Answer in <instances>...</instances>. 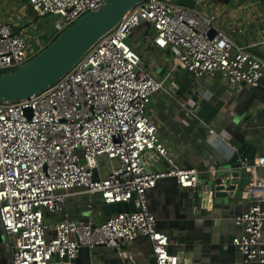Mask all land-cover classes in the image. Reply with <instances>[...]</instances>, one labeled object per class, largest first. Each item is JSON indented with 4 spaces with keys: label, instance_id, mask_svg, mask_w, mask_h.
Listing matches in <instances>:
<instances>
[{
    "label": "built area",
    "instance_id": "1",
    "mask_svg": "<svg viewBox=\"0 0 264 264\" xmlns=\"http://www.w3.org/2000/svg\"><path fill=\"white\" fill-rule=\"evenodd\" d=\"M104 1L29 0L40 14L57 16V32ZM194 1L137 2L55 82L29 97L0 102V227L11 264H71L81 247L99 244L116 248L118 264H183L169 249V235L155 226L147 190L161 177L196 187L201 169L177 164L158 136L146 108L155 92L168 89L145 69L127 38L148 23L152 43L172 51L171 70L184 67L206 79L220 73L230 85L264 78V57L251 50L264 39L239 42L218 12ZM35 40L36 49L0 19V73L19 68L45 46ZM152 155L167 168L150 170ZM237 168L249 174L250 202L234 218L239 228L232 243L244 261L264 264V145L255 157L239 159ZM74 189L97 193L103 203L133 201L135 209L100 222L61 217L48 237L46 214L62 211ZM138 236L149 242L148 261L125 248Z\"/></svg>",
    "mask_w": 264,
    "mask_h": 264
},
{
    "label": "crops",
    "instance_id": "2",
    "mask_svg": "<svg viewBox=\"0 0 264 264\" xmlns=\"http://www.w3.org/2000/svg\"><path fill=\"white\" fill-rule=\"evenodd\" d=\"M179 3L180 0H174ZM188 6L195 5L189 0ZM200 6L218 12L225 29L239 42L264 39V0H201ZM42 16L29 0H0V19L11 23L17 33L26 37L32 48L56 37L42 33L38 17ZM242 27L241 33L236 27ZM154 29L141 23L128 36L129 44L140 54L147 71L161 78L168 90L153 94L146 112L157 127L158 136L180 166L201 169L196 187H182L173 177H161L147 190V201L155 216V226L169 235V249L180 256L183 264H259L246 262L232 237L238 232L234 218L244 211L250 198L246 184L249 174L237 167L226 174L230 189L212 193L211 180L224 165L239 163L242 157L253 158L264 145V81L255 85L245 82L230 85L220 73L211 78H196L184 68L171 70L172 51L152 43ZM264 57V45L253 47ZM211 93L209 96L208 94ZM230 134L234 153L225 156L213 143L223 133ZM233 159V161H232ZM103 165V161H101ZM150 170H164L167 163L149 156ZM209 166V167H208ZM233 172V173H232ZM234 174V175H231ZM259 173L264 174V168ZM103 221L108 214L99 194L74 189L66 198L62 211L46 214V234H54L53 223L61 217ZM138 261L152 258L145 236L125 244ZM54 264H60L53 259ZM116 248L102 245L94 249L81 247L71 264H118ZM0 264H11L6 235L0 227Z\"/></svg>",
    "mask_w": 264,
    "mask_h": 264
},
{
    "label": "water",
    "instance_id": "3",
    "mask_svg": "<svg viewBox=\"0 0 264 264\" xmlns=\"http://www.w3.org/2000/svg\"><path fill=\"white\" fill-rule=\"evenodd\" d=\"M140 1L105 0L97 9L82 14L19 68L0 73V102L29 97L55 82L100 36L118 23L131 6ZM238 165H224L216 172L215 180L209 184L212 193L232 188L231 184L227 187L224 184L228 180L226 174ZM103 208L108 215L135 209L133 201L103 203Z\"/></svg>",
    "mask_w": 264,
    "mask_h": 264
},
{
    "label": "clouds",
    "instance_id": "4",
    "mask_svg": "<svg viewBox=\"0 0 264 264\" xmlns=\"http://www.w3.org/2000/svg\"><path fill=\"white\" fill-rule=\"evenodd\" d=\"M209 96L211 93L208 94ZM230 134L225 132L222 136L214 139L213 143L218 147V149L225 155H230L234 153L235 149L230 144Z\"/></svg>",
    "mask_w": 264,
    "mask_h": 264
},
{
    "label": "rangeland",
    "instance_id": "5",
    "mask_svg": "<svg viewBox=\"0 0 264 264\" xmlns=\"http://www.w3.org/2000/svg\"><path fill=\"white\" fill-rule=\"evenodd\" d=\"M54 16L51 14H47L38 17V24L40 25L42 33L46 32L44 34H47L49 32H54V20H55ZM51 214L53 215L54 213Z\"/></svg>",
    "mask_w": 264,
    "mask_h": 264
},
{
    "label": "trees",
    "instance_id": "6",
    "mask_svg": "<svg viewBox=\"0 0 264 264\" xmlns=\"http://www.w3.org/2000/svg\"><path fill=\"white\" fill-rule=\"evenodd\" d=\"M179 3H182V4H185V5H186V4H190V1H189V0H180ZM62 31H63V30H62ZM62 31H61V32H62ZM61 32H59V33H61ZM54 38H55V37H54ZM54 38H53V39H54Z\"/></svg>",
    "mask_w": 264,
    "mask_h": 264
},
{
    "label": "bare ground",
    "instance_id": "7",
    "mask_svg": "<svg viewBox=\"0 0 264 264\" xmlns=\"http://www.w3.org/2000/svg\"><path fill=\"white\" fill-rule=\"evenodd\" d=\"M49 42H50V41H49ZM49 42H47V43H49ZM47 43H45V45H46ZM41 49H42V48H41ZM41 49H40V50H41ZM2 73H3V72H2Z\"/></svg>",
    "mask_w": 264,
    "mask_h": 264
}]
</instances>
